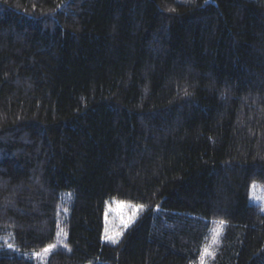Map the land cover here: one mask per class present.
Segmentation results:
<instances>
[{
	"label": "trees",
	"instance_id": "1",
	"mask_svg": "<svg viewBox=\"0 0 264 264\" xmlns=\"http://www.w3.org/2000/svg\"><path fill=\"white\" fill-rule=\"evenodd\" d=\"M256 187L264 0H0V264H264Z\"/></svg>",
	"mask_w": 264,
	"mask_h": 264
},
{
	"label": "rangeland",
	"instance_id": "2",
	"mask_svg": "<svg viewBox=\"0 0 264 264\" xmlns=\"http://www.w3.org/2000/svg\"><path fill=\"white\" fill-rule=\"evenodd\" d=\"M252 200L254 203L262 206L264 210V188L261 187L254 188L252 193ZM137 217H138L137 212L133 211L131 205H128L127 208L119 207V202L108 205L107 218H106V240L108 242H112V240H110L109 237H115L117 241H119L123 232L136 221ZM217 230H219V234H220L221 226L216 229L213 241H210V243L207 244L206 246L209 252L211 250L210 248L211 245H213L217 241V237H216ZM118 233L120 235H117ZM53 250L54 247L50 246L48 249L42 252H34L28 257L35 260L39 264H45ZM203 255L204 256L201 261V264H208L207 263L208 255H206L205 252Z\"/></svg>",
	"mask_w": 264,
	"mask_h": 264
},
{
	"label": "snow or ice",
	"instance_id": "3",
	"mask_svg": "<svg viewBox=\"0 0 264 264\" xmlns=\"http://www.w3.org/2000/svg\"><path fill=\"white\" fill-rule=\"evenodd\" d=\"M119 207H121V208H127L128 205L125 202H119ZM139 207H142V206H139ZM129 222H130V220H129ZM117 235H120V234L118 233ZM218 236H219V230H217V232H216V237L218 238ZM109 239L112 240L113 243H117L118 242L115 237H109ZM8 247H11V245H9ZM204 252H205L206 255L210 254L209 253V250L207 248L204 250Z\"/></svg>",
	"mask_w": 264,
	"mask_h": 264
}]
</instances>
